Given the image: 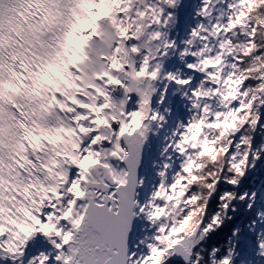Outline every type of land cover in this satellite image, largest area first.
<instances>
[{
	"label": "snow or ice",
	"instance_id": "snow-or-ice-1",
	"mask_svg": "<svg viewBox=\"0 0 264 264\" xmlns=\"http://www.w3.org/2000/svg\"><path fill=\"white\" fill-rule=\"evenodd\" d=\"M179 2L0 0V264H201L204 252V264H243L252 244L264 262V185L245 186L264 173V0H200L177 41ZM171 57L202 75L197 86L165 70ZM170 84L196 115L163 136L143 198L140 169L171 116ZM211 97L228 105L227 128ZM205 129L227 143L217 148Z\"/></svg>",
	"mask_w": 264,
	"mask_h": 264
},
{
	"label": "rangeland",
	"instance_id": "rangeland-1",
	"mask_svg": "<svg viewBox=\"0 0 264 264\" xmlns=\"http://www.w3.org/2000/svg\"><path fill=\"white\" fill-rule=\"evenodd\" d=\"M200 0H186L185 3L182 6V14L179 17V21L176 22L178 25L176 27L174 26L171 36L174 37L177 41L181 39L187 38V33L190 31L192 27L195 26V23L198 21L199 18L195 17L196 9L199 7ZM169 63L173 65L172 70L175 71L176 69H180L182 73H184L186 76H192L193 77V84L190 87H195L198 85L200 79H202V75L191 73L188 70L184 69L183 65L179 62L178 59L175 57L169 58ZM174 85H169V92L166 95L167 100L170 101L169 106L172 109L171 116L166 117L168 123L165 125V129L163 130L164 134L167 135L173 130L178 122H187L188 119H190L192 112L189 111L188 107H186V101H182L179 98V93L176 94V96L171 95V91L175 88ZM175 170H178V162L177 167L170 171L169 173V180H171V176ZM262 181V180H261ZM158 182V178L153 176L151 179V187L154 186L155 183ZM264 185V183L261 184V186ZM260 186V187H261ZM259 189L258 187L255 188V190ZM243 264H264V262H261L260 259L255 254V249L251 250V252L242 258Z\"/></svg>",
	"mask_w": 264,
	"mask_h": 264
},
{
	"label": "clouds",
	"instance_id": "clouds-1",
	"mask_svg": "<svg viewBox=\"0 0 264 264\" xmlns=\"http://www.w3.org/2000/svg\"><path fill=\"white\" fill-rule=\"evenodd\" d=\"M174 12H175V9H174ZM225 60L226 61L228 60L227 56H225ZM229 70L230 69L228 68V65L225 64V66L221 69V71L217 72V78L219 79L221 77V72H223V74L226 76ZM244 75H249V74L244 73ZM251 76H252L253 79H256V74L255 73H252ZM210 86H212V85H210ZM220 91L221 92H227L230 95L231 94H235L237 92V86L235 84L229 83L228 87L226 88L225 85L223 83H221L220 84ZM209 103L211 105V111H212L213 115L215 113H217V112L222 114L221 117H219V119L221 121V129L227 128L228 123L231 122V120H232L231 115H223L224 113H228L229 112L228 105H226L224 103V101L220 97H211L210 100H209ZM231 103H233V102L231 101V99H229L228 104L230 105ZM195 115H196V113L192 112V116H195ZM221 129H205V131H206L208 136H210L212 139H215V140L218 141L217 144H216L217 148L220 147L221 144H226L227 143V139H228L227 137H224L223 139H220ZM199 135H200V133L197 130L194 129L193 130V142H195V137H198ZM206 150L207 151H211V145H209ZM180 191L183 192V189H181ZM183 199H184V197L178 196L177 197V203L179 204L180 201H182ZM184 207L185 206L181 204L180 207L173 208L174 214L177 217H181ZM186 207H188L190 209V208L194 207V205L189 204ZM201 264H204L203 255H202V258H201Z\"/></svg>",
	"mask_w": 264,
	"mask_h": 264
},
{
	"label": "trees",
	"instance_id": "trees-1",
	"mask_svg": "<svg viewBox=\"0 0 264 264\" xmlns=\"http://www.w3.org/2000/svg\"><path fill=\"white\" fill-rule=\"evenodd\" d=\"M261 183H264V173L254 174L250 180L245 182V186L252 188V190H255V188H257ZM219 187H220L221 191L222 190H229V189H227V186H225V185H220ZM216 203H217V197H216V195H214L213 198L209 202V210H208L209 216L211 214H214L215 211L218 210L215 207ZM244 217H245V214L241 210L234 217V221L241 223V225H242ZM208 218L209 217L206 216L205 219L207 220ZM231 226L232 225H228L227 227H224L220 230H217L216 233L211 234V236L209 238V245H206V247H208L209 251L211 250V246L219 247L221 244L226 242L227 236L230 235ZM253 249H255L254 244L245 245V247L242 249L241 258H244V256L249 254L251 252V250H253ZM201 254L205 257V260H207V252H204ZM175 264H181V263L175 262Z\"/></svg>",
	"mask_w": 264,
	"mask_h": 264
},
{
	"label": "bare ground",
	"instance_id": "bare-ground-1",
	"mask_svg": "<svg viewBox=\"0 0 264 264\" xmlns=\"http://www.w3.org/2000/svg\"><path fill=\"white\" fill-rule=\"evenodd\" d=\"M185 1L186 0H180L177 8L175 9L174 16H175L176 22L179 21V17L182 14L181 10H182V6L185 3ZM176 25H178V23L175 24V27H176ZM171 35L172 34L170 33V36ZM164 67H165V70L173 71L172 70L173 65H171L169 63V59L165 61ZM169 90H170V88H169ZM167 94L168 93H166V95ZM166 100H167V96H166ZM164 135L165 134L162 130L157 137L151 139L150 146L145 149V155H144V159L142 161V165H141V169H140V172L144 176V185H143V188L140 190L141 196L143 198L147 197V194L151 191V188L153 187V186L151 187V179L153 176V169L151 167V161L154 159L157 161L159 160L158 152H159V148L162 146V144L164 142L163 141ZM261 184L258 186V188H260Z\"/></svg>",
	"mask_w": 264,
	"mask_h": 264
},
{
	"label": "water",
	"instance_id": "water-1",
	"mask_svg": "<svg viewBox=\"0 0 264 264\" xmlns=\"http://www.w3.org/2000/svg\"><path fill=\"white\" fill-rule=\"evenodd\" d=\"M175 262H180V263L182 264V261H178V260H177V261H175Z\"/></svg>",
	"mask_w": 264,
	"mask_h": 264
}]
</instances>
